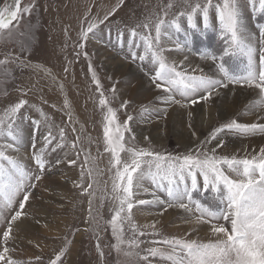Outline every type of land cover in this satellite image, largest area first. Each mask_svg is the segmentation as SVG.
I'll return each instance as SVG.
<instances>
[{"label": "rangeland", "instance_id": "rangeland-1", "mask_svg": "<svg viewBox=\"0 0 264 264\" xmlns=\"http://www.w3.org/2000/svg\"><path fill=\"white\" fill-rule=\"evenodd\" d=\"M196 2L204 0L187 4L184 0H21V8L31 6L30 13L13 21L10 29L0 30V61H4L0 64V115L20 100L26 101L15 119L18 150H7V154L24 167L29 199L22 210L23 191L11 207L0 203V243L11 223L7 247L17 264H50L57 256V264H172L149 255L148 250L169 252L163 241L173 238L215 242L219 237L212 233V224L230 230V223L222 218L209 223L205 214L198 220L197 205L218 217L226 208L218 193L203 189L202 178L191 201L187 197L183 201L190 210L144 179L133 188V200L148 203H135L130 214L125 205L113 234L112 218L123 195L116 173L122 165H115L106 150L103 130L108 107L115 111L116 123L127 121L131 129L124 132L126 148L176 157L196 153L203 145L209 155L214 150L217 158L238 159L258 158L264 148L261 131L243 134L224 128L217 139L210 140L214 130L233 120L264 125V108L256 106L260 92L254 94L253 87L244 83L249 71L247 47L252 49L253 69L258 73L264 67V12L258 0L255 7L239 0L246 47L224 57L230 74L240 83L225 81L226 86L217 87L207 100L199 99L205 93L197 92L187 98L175 95L180 104L166 102L169 94L157 88L160 82L153 79L155 65L149 59L132 58L133 52L143 55L144 48L130 31L151 34L155 46V24L164 19L162 33L166 35L162 34L159 47L168 63L188 74L221 79L218 64L229 43L215 12L210 10L207 28L200 16L196 28L188 26L186 16L180 17V31L170 26ZM13 3L0 0V9ZM93 23L96 27L84 39L82 33ZM144 24L149 27L145 29ZM102 98L106 106L100 104ZM8 142L0 138V146ZM36 153L42 154L43 170L35 163ZM119 155L122 162L130 161V154ZM16 212L21 215L12 221ZM128 252L132 255H125Z\"/></svg>", "mask_w": 264, "mask_h": 264}, {"label": "snow or ice", "instance_id": "snow-or-ice-1", "mask_svg": "<svg viewBox=\"0 0 264 264\" xmlns=\"http://www.w3.org/2000/svg\"><path fill=\"white\" fill-rule=\"evenodd\" d=\"M184 2L187 4L188 0H184ZM247 2L255 7L257 0H247ZM258 6L259 10L264 12V0H258ZM167 7L171 8L172 4L169 3ZM189 8L190 11L180 12L179 16L171 21L170 26L177 32L180 31V17L186 16L188 26L196 28V18L200 16L203 26L207 28L210 10L215 12L222 36L227 38L229 43V47L224 49L223 56L220 57L221 62L218 64V72L222 75L221 79L188 74L178 70L174 64L168 63L167 58L163 55V48L159 47L162 34L166 35V31L162 33V29L166 25L164 19L155 24V46L151 34L142 35L135 29L130 31V36L133 39L138 38L144 48L143 55L133 52L132 58L140 61L149 59V62L155 65L153 79L160 82L156 84L157 88L169 94L164 97L166 102L171 101L178 104L180 101L174 98L175 95L187 98L197 92L205 93L199 99L207 100L214 94L217 87L226 86L225 81L240 83L230 74L224 63L225 56L235 55L236 50L244 51L246 47L240 25L239 0H222V2L215 3L214 0H204V3L189 4ZM30 10L31 6L21 8V0H14L12 5L0 9V30L10 29L13 21L19 22V19L24 14L30 13ZM111 14L109 13V15ZM95 27L96 24H90L87 30L82 33L83 38L87 39L88 33L93 32ZM143 27L147 29L149 25L144 24ZM120 36H123V33H120ZM131 43L132 41H130V45ZM176 47L179 48L180 45L177 43ZM247 54L249 71L244 77V83L259 89L261 100L256 106L264 108V67L257 73L252 66L251 47H247ZM211 58L216 60L214 55ZM3 63L4 61H0V64ZM261 64L264 65V53L261 54ZM93 79L96 80L95 76ZM96 84L99 88L98 80H96ZM191 102L194 104L197 101L192 100ZM25 103V100H20L5 110L3 115H0V138L9 141L0 146V203L5 208L11 207L16 195L23 191V200L20 202L21 210L29 199V193L24 190L26 172L20 161L7 154V150H18L19 131L15 119L16 114ZM100 104L106 106V101L102 98ZM107 112L103 130L106 150L112 153L115 165H122V167H117L116 173L123 195L118 197L120 206L112 218L114 235L116 234V221L125 211V205L130 214L135 203H148L145 200H133V188L140 187L142 180L150 179L152 183L163 188L173 201L178 202L179 207L190 210L183 201L185 197L191 201V193L198 189L202 178L203 189L205 191L211 189L218 193L221 202L226 201V208L218 217L215 212L197 205L198 210L201 211V217L198 220H202L205 214L209 217V223L212 219L222 218L230 223V230L222 224H212V233L219 237L215 242L198 243L173 238L163 241L171 251L163 252L157 248H151L148 250L149 255L166 258L172 261V264H264V148L260 150L258 158L252 159L217 158L214 150H211L212 154L209 155L203 145L196 153L176 157L142 149L126 148L124 132L131 130L127 126V121L123 125L116 123L115 111L108 107ZM127 119L131 121L132 117L128 116ZM224 128L243 134L255 131L264 132V125H243L233 120L223 128L214 130L210 140L217 139L218 133ZM61 135H63L62 131ZM51 142V139L46 138V143L51 144ZM120 152L130 154V161L122 162ZM34 159L39 168L43 170L45 163L42 154L36 153ZM70 163H74V161ZM36 179H40V177L37 176ZM116 188L117 185L114 183V190ZM20 215L21 212H16L11 220L15 221ZM11 231V223H9L8 229L2 234V243H0V264H17L10 257V249L7 247ZM117 238L119 239V237ZM117 250L119 251V248ZM125 255H132V253L128 252ZM59 259L60 257L57 256L56 260L51 261L50 264H57ZM142 259L147 260L148 257L144 256Z\"/></svg>", "mask_w": 264, "mask_h": 264}, {"label": "bare ground", "instance_id": "bare-ground-1", "mask_svg": "<svg viewBox=\"0 0 264 264\" xmlns=\"http://www.w3.org/2000/svg\"><path fill=\"white\" fill-rule=\"evenodd\" d=\"M114 63V62H113ZM121 73V72H120ZM144 78V77H143ZM143 81V80H142ZM141 83V82H140ZM139 84V83H138ZM136 88H138V87H136ZM252 88V87H251ZM253 89H254V91H253V93L255 94H258L259 93V89H257V88H255V87H253ZM130 92V91H129ZM130 95V94H129ZM131 96V95H130ZM180 104V103H179ZM184 133V132H183ZM187 135V134H186ZM188 136V135H187ZM185 137V136H184ZM187 138V137H186ZM157 140V139H156Z\"/></svg>", "mask_w": 264, "mask_h": 264}]
</instances>
